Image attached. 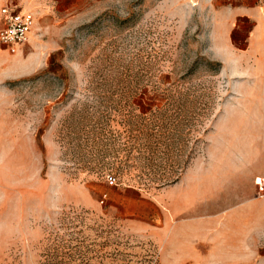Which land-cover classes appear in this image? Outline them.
<instances>
[{
  "label": "rangeland",
  "instance_id": "rangeland-1",
  "mask_svg": "<svg viewBox=\"0 0 264 264\" xmlns=\"http://www.w3.org/2000/svg\"><path fill=\"white\" fill-rule=\"evenodd\" d=\"M43 3L32 41L0 55V264H159L155 239L124 226L108 193L150 196L187 174L210 226L191 263L264 264L253 20L233 33L236 52L253 53L241 63L220 44L231 0Z\"/></svg>",
  "mask_w": 264,
  "mask_h": 264
},
{
  "label": "crops",
  "instance_id": "crops-1",
  "mask_svg": "<svg viewBox=\"0 0 264 264\" xmlns=\"http://www.w3.org/2000/svg\"><path fill=\"white\" fill-rule=\"evenodd\" d=\"M45 1L0 0V9L9 5L15 10L34 11L37 14L38 10L45 6L43 3ZM262 8H264V1L231 0V7L221 14L219 25L222 35L220 44L225 51L233 52L241 63H246L244 58H250L253 53L243 52L240 54L236 52L233 33L241 31V20L247 18L253 20L251 31L253 41L262 40L264 38V36H260V34H264ZM37 18L34 17L27 38L28 42L33 39V31L38 22ZM2 25L0 14V28ZM65 30L63 29V31ZM0 46L2 47L0 55L8 52L3 45ZM261 55L259 56L261 57ZM218 59L221 63L226 61L224 55ZM195 189H197V183L194 177L187 174L181 179L163 186L150 196L133 186L111 190L108 193L107 203L110 212L124 226L155 239L159 264H192L195 254L193 250H197L203 255L202 244L206 242L207 230L210 228L205 215L196 216L194 212Z\"/></svg>",
  "mask_w": 264,
  "mask_h": 264
},
{
  "label": "built area",
  "instance_id": "built-area-1",
  "mask_svg": "<svg viewBox=\"0 0 264 264\" xmlns=\"http://www.w3.org/2000/svg\"><path fill=\"white\" fill-rule=\"evenodd\" d=\"M263 2L264 0H259ZM3 25L0 28V45L14 54L27 40L31 31L34 16L31 12H22L5 5L0 9ZM108 185H115V177L108 176ZM105 195L101 202H103Z\"/></svg>",
  "mask_w": 264,
  "mask_h": 264
},
{
  "label": "trees",
  "instance_id": "trees-1",
  "mask_svg": "<svg viewBox=\"0 0 264 264\" xmlns=\"http://www.w3.org/2000/svg\"><path fill=\"white\" fill-rule=\"evenodd\" d=\"M166 182H167V183H173V182H175V179H173V180H171V181H163V185H164V184H167Z\"/></svg>",
  "mask_w": 264,
  "mask_h": 264
},
{
  "label": "snow or ice",
  "instance_id": "snow-or-ice-1",
  "mask_svg": "<svg viewBox=\"0 0 264 264\" xmlns=\"http://www.w3.org/2000/svg\"><path fill=\"white\" fill-rule=\"evenodd\" d=\"M259 182V181H258Z\"/></svg>",
  "mask_w": 264,
  "mask_h": 264
}]
</instances>
